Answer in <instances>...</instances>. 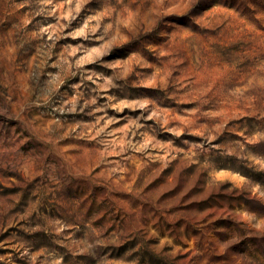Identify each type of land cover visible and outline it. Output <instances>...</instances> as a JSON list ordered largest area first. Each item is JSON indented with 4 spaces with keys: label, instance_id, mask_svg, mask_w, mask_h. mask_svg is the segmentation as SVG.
<instances>
[{
    "label": "rangeland",
    "instance_id": "1",
    "mask_svg": "<svg viewBox=\"0 0 264 264\" xmlns=\"http://www.w3.org/2000/svg\"><path fill=\"white\" fill-rule=\"evenodd\" d=\"M0 264H264V0H0Z\"/></svg>",
    "mask_w": 264,
    "mask_h": 264
}]
</instances>
